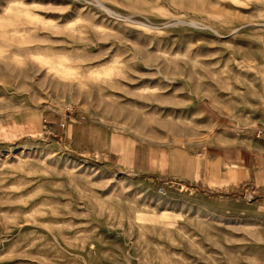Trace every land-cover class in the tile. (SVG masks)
<instances>
[{
    "label": "rangeland",
    "instance_id": "rangeland-1",
    "mask_svg": "<svg viewBox=\"0 0 264 264\" xmlns=\"http://www.w3.org/2000/svg\"><path fill=\"white\" fill-rule=\"evenodd\" d=\"M263 121L264 0H0V264H264Z\"/></svg>",
    "mask_w": 264,
    "mask_h": 264
},
{
    "label": "crops",
    "instance_id": "crops-1",
    "mask_svg": "<svg viewBox=\"0 0 264 264\" xmlns=\"http://www.w3.org/2000/svg\"><path fill=\"white\" fill-rule=\"evenodd\" d=\"M215 159H217L215 160V163L217 161L218 168H216V166H213V169H210V165L212 166V162H208L205 168V172L203 173V176H202L204 179L203 183L209 184L212 181L213 183H216V184L223 183L225 185L236 187L239 185V183L245 180L258 177V175L253 171V168L257 167L254 164V158L248 154H246L244 160L239 158V160L233 161L235 163H232L236 166H241V165L244 166L243 169L241 168L240 170H237V169L236 170H226L224 174L222 172L223 170L221 167V161L223 160L221 159L220 156H217Z\"/></svg>",
    "mask_w": 264,
    "mask_h": 264
},
{
    "label": "built area",
    "instance_id": "built-area-1",
    "mask_svg": "<svg viewBox=\"0 0 264 264\" xmlns=\"http://www.w3.org/2000/svg\"><path fill=\"white\" fill-rule=\"evenodd\" d=\"M257 138L264 140V121L261 124L260 128L257 130Z\"/></svg>",
    "mask_w": 264,
    "mask_h": 264
}]
</instances>
